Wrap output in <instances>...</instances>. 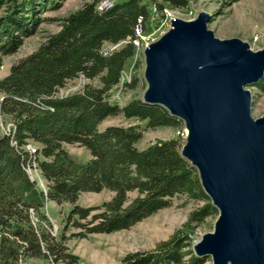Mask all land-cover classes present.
Listing matches in <instances>:
<instances>
[{"label":"trees","instance_id":"1","mask_svg":"<svg viewBox=\"0 0 264 264\" xmlns=\"http://www.w3.org/2000/svg\"><path fill=\"white\" fill-rule=\"evenodd\" d=\"M58 0H0V66L24 39L33 35L41 15ZM103 0H84L63 16L58 30L46 35L29 54L13 62L0 79V115L8 130L0 132V264L28 259L52 264H78L65 235L82 238L90 233L128 229L173 199L197 202L180 228L148 250L126 253L123 264H204L208 257L194 253L193 233L218 210L203 191L197 170L180 153L177 138L156 139L138 148L143 129L100 124L123 116L146 121L147 128L176 127L177 118L157 104L132 99L124 105L110 101V91L121 79L126 62L135 55L134 30L150 18V5L162 12L188 8L193 0H122L97 9ZM108 54L105 43L117 44ZM87 80L77 91L60 95L68 81ZM96 80L97 84L91 81ZM137 79L123 83L134 89ZM264 92V75L253 84ZM37 146L31 151L28 143ZM63 144H77L89 152L85 161ZM35 167L46 181L41 189L27 168ZM111 193L95 206L77 203L83 192ZM134 193V196H130ZM52 201L69 204L63 231L52 232L43 208ZM184 204V203H182ZM183 206V205H180Z\"/></svg>","mask_w":264,"mask_h":264},{"label":"water","instance_id":"2","mask_svg":"<svg viewBox=\"0 0 264 264\" xmlns=\"http://www.w3.org/2000/svg\"><path fill=\"white\" fill-rule=\"evenodd\" d=\"M209 19L174 17L143 48L142 101L183 121L180 153L218 210L194 253L212 264H264V112L252 116L246 88L264 75V48L216 37Z\"/></svg>","mask_w":264,"mask_h":264},{"label":"rangeland","instance_id":"3","mask_svg":"<svg viewBox=\"0 0 264 264\" xmlns=\"http://www.w3.org/2000/svg\"><path fill=\"white\" fill-rule=\"evenodd\" d=\"M107 2H118L122 0H105ZM145 1V0H144ZM84 0H58L57 6L44 12L41 16L48 18L38 25L36 32L25 38L22 46L12 55L5 56L0 66V79L4 77L13 62L33 51L38 43L48 34L58 30L60 20L63 16L72 12L83 4ZM98 4L97 9L101 7ZM151 15L144 26L142 35L144 36L141 48L136 46L135 55L130 58L124 67L120 82L110 91V101L119 105H124L132 99H141L146 88L144 73V43H150L157 40L165 31L168 30V21L170 17H178L184 20L193 19L198 12L205 11L210 15L207 27L211 29L214 35L220 39L239 38L248 43L252 50L264 48V0H193L188 8L172 9L168 6V14L153 10L150 5ZM124 42L117 44L105 43L102 49L113 50L120 47ZM137 79V85L134 89L126 90L123 83L130 81L131 78ZM87 80L81 76L70 80L60 89V95H66L77 91ZM97 84L96 80L91 81ZM251 96V114L253 117H259L264 112V92L260 91L254 85L246 87ZM1 100V93H0ZM175 117V116H174ZM177 118V117H175ZM176 127L162 126L156 128H147L146 121H140L138 118H125L123 116L107 117L100 128L107 125L128 126L138 124L142 129V138L137 142L138 148H144L150 142L156 139L177 138L184 143L185 126L181 119ZM9 123L0 115V132L8 130ZM37 145L30 142L26 146L33 150ZM63 147L73 156L85 161L89 158V152L86 148L77 144H63ZM27 171L38 186L45 190L46 181L42 178L39 170L35 167L27 168ZM111 193L107 190L101 192H83L79 195L77 203L81 206H95L108 200ZM130 196H134L131 193ZM182 196L173 199L172 206L164 208L155 214L143 219L132 227L111 233H90L85 237H72V233L77 230L72 229L65 235L69 238L66 245L71 253L78 257V264H123L122 258L128 252L148 250L163 239H166L175 229L180 228L185 222L188 213L197 206V202L187 201ZM184 203V204H182ZM183 205V206H180ZM70 208L69 204L57 205L52 201L45 203L43 208L52 225V232L58 235L63 231L64 216ZM216 217H208L204 223L195 229L193 233V243L201 237L202 234L210 232ZM19 264H52L47 260L28 259ZM63 264V263H58ZM204 264H212L210 257Z\"/></svg>","mask_w":264,"mask_h":264},{"label":"built area","instance_id":"4","mask_svg":"<svg viewBox=\"0 0 264 264\" xmlns=\"http://www.w3.org/2000/svg\"><path fill=\"white\" fill-rule=\"evenodd\" d=\"M110 5H112V3L111 2H107V1H105V0H103V3L101 4V7L99 8V10H101L102 8H105V7H108V6H110ZM153 10L154 11H157V9H156V7L155 6H153ZM162 12L163 13H169L168 12V10L164 7L163 8V10H162ZM173 17H170V19H172ZM167 24H169V21H168V23ZM143 39H144V36L142 35V29H141V27L139 26V25H137L136 26V28H135V30H134V39H133V43H134V45L138 48V49H140L141 48V45H142V42H143ZM149 43H147V42H145L144 43V47L146 46V45H148ZM143 47V48H144ZM110 51H112L111 49L110 50H105V49H102V53L104 54V55H106V54H108ZM185 131V135H186V129H184Z\"/></svg>","mask_w":264,"mask_h":264}]
</instances>
